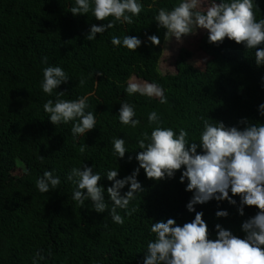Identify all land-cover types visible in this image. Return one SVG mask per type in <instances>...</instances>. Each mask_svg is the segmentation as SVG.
<instances>
[{
	"label": "trees",
	"instance_id": "16d2710c",
	"mask_svg": "<svg viewBox=\"0 0 264 264\" xmlns=\"http://www.w3.org/2000/svg\"><path fill=\"white\" fill-rule=\"evenodd\" d=\"M205 1L208 5L222 2ZM138 2L143 10L133 17L134 23L116 22L115 27L88 41L85 37L93 24L102 26L114 17L97 20L91 11L73 16L70 9L75 0H0V184H12L7 204L0 209V264H143L148 242L156 239L151 232L156 222L174 219L183 226L195 219L196 212H202L209 239L217 238L216 225L243 239L242 225L260 211L244 205L241 215V197L232 196L229 189L236 204L213 198L190 212L187 205L194 191L186 190L187 180L180 182L185 167L160 181L147 178L141 168L137 179L144 191L127 210L117 209L125 218L123 225L113 221L110 211H94L91 200L81 207L72 199L76 185L67 180L69 172L73 167L94 165L111 208L107 188L114 181L107 179V173L117 170V179H124L139 167L136 155L142 150L138 140L145 132L150 136L156 127L148 121L152 111L160 116L162 127L177 132L185 129L190 143L200 142L201 117L241 130L246 127L241 120L264 124L260 114L264 65H257L255 49L228 38L211 44L204 30L199 46L210 57L205 66L199 68L177 58L172 71L162 72L159 64L167 30L159 27L155 16L161 8L171 10L180 0ZM253 2L259 6L254 9L256 20L264 19V0ZM113 35L121 40L135 36L142 44L135 51L122 44L115 46ZM151 35H157L161 43L153 45L148 40ZM257 47L264 48V44ZM48 66L62 67L70 77L51 95L42 89L43 69ZM132 78L160 85L167 102L139 93L129 95L126 87ZM80 79L86 81L83 86H79ZM58 92L65 93L60 97L64 100L87 97L86 111L95 113L96 122L106 114L105 118L86 134L74 136L75 121L53 124L44 110L43 105L49 99L55 101ZM124 102L134 107V119L140 120L135 128L119 120ZM114 138L126 141L123 158L115 153ZM45 171H53L61 184L41 193L36 180ZM129 188L130 184L125 185L121 194ZM82 191L86 194V189ZM133 208L136 211L128 215ZM220 211L228 216H217Z\"/></svg>",
	"mask_w": 264,
	"mask_h": 264
},
{
	"label": "clouds",
	"instance_id": "9594fccd",
	"mask_svg": "<svg viewBox=\"0 0 264 264\" xmlns=\"http://www.w3.org/2000/svg\"><path fill=\"white\" fill-rule=\"evenodd\" d=\"M203 6L202 0H180L171 10L161 8L155 20L159 27L167 30L165 41L168 42L173 37L180 41L184 36L195 34L198 29H205L209 33V43L220 44L228 38L237 44H244L247 49H255L257 65H264V48L257 47L264 44V19L256 20L254 9L259 6L253 0H222L221 3L212 2L203 11L199 10ZM142 10L143 4L138 0H75L70 12L77 16L91 11L101 21L114 17V20L102 26H91L85 39L93 41L98 33L103 34L115 27L116 22L134 23L133 17L139 16ZM148 40L153 45L161 43L157 35L149 36ZM111 43L115 46L122 44L135 51L142 41L135 36L127 35L121 40L113 35ZM43 62L47 63V57ZM69 79L62 67H45L43 92L51 95ZM134 80L135 78L130 79L127 84L126 92L129 95L139 93L157 97L160 103L167 102L160 85ZM85 82L80 79L79 86H83ZM64 94L58 92L55 101L49 99L43 105L44 110L50 114V121L56 125L75 121L71 128L74 136L84 135L94 129L96 117L94 112L86 111L89 107L87 97L64 100L60 98ZM260 114L264 115V104L260 105ZM135 115L132 105L127 102L121 104L119 120L122 124L137 127L140 120L134 119ZM201 119L203 130L200 142L190 143L185 129L180 128L177 132L172 127H162L160 116L152 111L148 115V121L156 127L150 136L145 132L143 138L138 140L142 150L136 155L139 167L124 179H117V170H109L107 173V179L114 181L107 188L113 202L111 208L105 201L104 187L99 184L102 176L98 172L94 173V165L73 167L69 172L67 180L76 185L72 199L81 207L85 205V201L91 200L94 211H110L113 221L123 225L125 218L118 214L117 209L127 210L136 195L144 191L137 179L141 168L147 178L160 181L174 177L177 171L185 167L180 182L187 180L186 190L194 191V196L187 205L190 212L196 211L195 205L213 198L236 204V200L229 195V189L232 196L241 197V215L244 205L256 206L260 211L242 225L246 233L243 239L220 225H216L217 238L209 239L208 225L202 212H196L195 219L183 226L177 225L174 219L156 222L151 227L156 239L148 242L143 264H264V124L241 120L240 123L246 124L241 130L236 126L228 127L223 122L211 123L203 117ZM125 144V139H113L114 150L119 158L125 156ZM198 147L203 149L202 153H198ZM60 184V177L54 175L53 171H45L36 180V187L41 193L55 190ZM129 184V190L122 195L121 189ZM85 189L86 194L82 191ZM135 211V208L131 209L128 215ZM217 216L226 217L228 212H217Z\"/></svg>",
	"mask_w": 264,
	"mask_h": 264
},
{
	"label": "rangeland",
	"instance_id": "374dc122",
	"mask_svg": "<svg viewBox=\"0 0 264 264\" xmlns=\"http://www.w3.org/2000/svg\"><path fill=\"white\" fill-rule=\"evenodd\" d=\"M202 2L204 5L202 9H205V7L208 6L207 1L202 0ZM204 30L205 29H198L195 34L184 36L180 41H177L175 37L168 42L165 41L161 62L159 64L160 70L162 72H165L166 70L172 71L174 61L177 58L192 63L196 67L203 68L210 59V57L204 53L199 46L200 37ZM107 113H109V110ZM105 116L106 114L101 117V120H103ZM100 121L97 122V127L99 126L98 123ZM11 188L12 184L9 181H3L0 184V209L7 204Z\"/></svg>",
	"mask_w": 264,
	"mask_h": 264
}]
</instances>
